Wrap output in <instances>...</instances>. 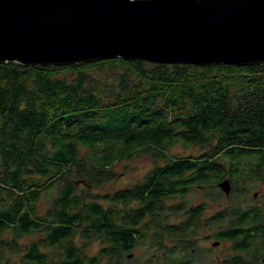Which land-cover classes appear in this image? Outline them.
I'll list each match as a JSON object with an SVG mask.
<instances>
[{
  "label": "trees",
  "instance_id": "trees-1",
  "mask_svg": "<svg viewBox=\"0 0 264 264\" xmlns=\"http://www.w3.org/2000/svg\"><path fill=\"white\" fill-rule=\"evenodd\" d=\"M178 143L199 152L174 154ZM138 154L163 163L128 187L93 193L116 181L117 162ZM243 175L264 180V64L0 63V264H122L147 239L160 252L155 264H193L203 207L168 201ZM240 208L213 217L228 225L214 236L263 249L264 207ZM179 214L183 221L171 220ZM78 237L101 247L90 255Z\"/></svg>",
  "mask_w": 264,
  "mask_h": 264
},
{
  "label": "water",
  "instance_id": "water-1",
  "mask_svg": "<svg viewBox=\"0 0 264 264\" xmlns=\"http://www.w3.org/2000/svg\"><path fill=\"white\" fill-rule=\"evenodd\" d=\"M118 58L263 65L264 0H0V63ZM219 186L230 194L229 178Z\"/></svg>",
  "mask_w": 264,
  "mask_h": 264
},
{
  "label": "rangeland",
  "instance_id": "rangeland-1",
  "mask_svg": "<svg viewBox=\"0 0 264 264\" xmlns=\"http://www.w3.org/2000/svg\"><path fill=\"white\" fill-rule=\"evenodd\" d=\"M198 152L199 149L197 147L184 146L180 143L176 144L172 149V153L181 155L197 154ZM162 163V161H155L151 157L140 154L131 159L121 160L117 162L113 168L117 174L116 181L107 184L100 189L93 190V193L99 192L101 194H104L106 191L115 192L124 187H128L134 183H137L138 181H141L144 175L149 172L153 166ZM243 178H246V180H243ZM77 184L80 185L83 183L77 182ZM233 185L234 190H231L229 196H226V194L222 191L217 183H210L193 188L186 198H176L173 200H169L168 203L175 202L179 204H185V206L202 203L205 206L206 217L221 209L230 207L231 204H240L243 207H246V205H256L259 208L264 207V180H252V178H247L243 175V177L237 179V181H235ZM255 192H258L256 197L253 196ZM56 194L57 190H54L52 193L44 194L39 203V210L45 211L52 203V198ZM185 217V214H179L176 217H173L171 220L179 221L183 220ZM217 230L218 229L216 227H204L202 230H200L197 238L198 246L203 249L204 252L205 250L208 251V256L210 257L209 263L213 264L218 263L224 253H226L225 256H228L229 253L233 252L231 249V245H228L226 243L221 244L218 249L211 247L212 242L217 240L214 237V234ZM43 236L44 235L42 232L31 234L20 239V242L27 244L32 240L43 238ZM3 237L8 239L12 238V232L8 231L4 233ZM76 244L79 247L84 246L86 252L90 255L95 254L101 247L100 241L91 242L86 245L84 240L79 237L76 239ZM152 244L153 243H151L150 239H147L145 242H139L136 248L132 251L133 255L131 254V257H129L128 255V258L127 256L123 258L122 264H132L133 259L137 260L138 262L146 260L148 261L150 259V262H152V264H155V262L159 260L158 255H160V252H157V249H155ZM209 248H212L213 250H209ZM12 259V262H19L21 259V255L15 254L14 256H12ZM57 260L58 256L54 257V261Z\"/></svg>",
  "mask_w": 264,
  "mask_h": 264
},
{
  "label": "flooded vegetation",
  "instance_id": "flooded-vegetation-1",
  "mask_svg": "<svg viewBox=\"0 0 264 264\" xmlns=\"http://www.w3.org/2000/svg\"><path fill=\"white\" fill-rule=\"evenodd\" d=\"M243 180H246V178H243ZM231 185H232V189L234 190V185H233L232 182H231ZM257 193L258 192H255L253 194V196L256 197ZM226 196H229V195H226ZM200 206L203 207V209H202L201 214H200L199 219H198L199 227L196 228L197 232L191 238V244L193 245L192 251H193V254H194L193 264H213V263H209L210 257L208 256V251L205 250V252H204V250L201 249L198 246V244H197L198 243V240H197L198 234H199L200 230H202L204 227H216L218 229L216 231V233H218L219 231L221 232L222 230H226L228 228L227 222L225 221V223L214 224L213 217L215 215L219 214L220 212H224V214L226 215L230 211L228 210L229 207H227V208L221 209V210L213 213L212 215L206 217L205 216V211H206L205 210V206L202 203L190 205L191 208L200 207ZM260 210L263 213V218H264V209H260ZM240 211H241V213L242 212H246L247 209L245 207L242 208V209L240 208ZM181 221H183V220H181ZM179 222H180V220H179ZM263 222H264V220H263ZM261 228L264 231V226H261ZM260 235H261L262 239H264V232H261ZM214 237L217 240L212 242V245H211L212 248L218 249L221 246V244L226 243L228 245H231V249L233 251V252L229 253L228 256H225L226 253H224L222 255V258L220 259V261L218 263H216V264H227V262L232 261V259L234 257H237V256L240 257L241 259H243L244 263L246 262L247 264H264V260H263L264 259V248L263 249H258V250L256 249L254 251H251V250H248V249L241 250V249H238V248H234V245H233V243H231V241H228V240L227 241H223L220 238H218V235L214 236ZM212 248H209V250H213ZM131 254L132 253H130V254L127 253L126 254L127 258H128V255H131Z\"/></svg>",
  "mask_w": 264,
  "mask_h": 264
}]
</instances>
